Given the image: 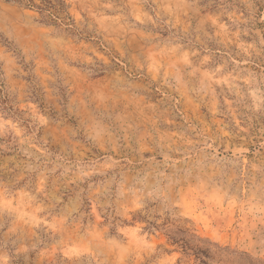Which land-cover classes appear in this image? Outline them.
Instances as JSON below:
<instances>
[{
	"label": "rangeland",
	"instance_id": "obj_1",
	"mask_svg": "<svg viewBox=\"0 0 264 264\" xmlns=\"http://www.w3.org/2000/svg\"><path fill=\"white\" fill-rule=\"evenodd\" d=\"M62 1L0 0V264H264V0Z\"/></svg>",
	"mask_w": 264,
	"mask_h": 264
},
{
	"label": "trees",
	"instance_id": "obj_2",
	"mask_svg": "<svg viewBox=\"0 0 264 264\" xmlns=\"http://www.w3.org/2000/svg\"><path fill=\"white\" fill-rule=\"evenodd\" d=\"M24 1L27 6L36 8L40 12L46 13V16L53 21L70 19L68 13H66L65 2L62 0H40V4H37L35 0H18Z\"/></svg>",
	"mask_w": 264,
	"mask_h": 264
}]
</instances>
